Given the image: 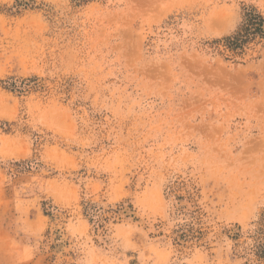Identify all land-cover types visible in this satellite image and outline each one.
I'll return each instance as SVG.
<instances>
[{
  "label": "rangeland",
  "instance_id": "rangeland-1",
  "mask_svg": "<svg viewBox=\"0 0 264 264\" xmlns=\"http://www.w3.org/2000/svg\"><path fill=\"white\" fill-rule=\"evenodd\" d=\"M251 9L0 0V264H264Z\"/></svg>",
  "mask_w": 264,
  "mask_h": 264
},
{
  "label": "trees",
  "instance_id": "trees-1",
  "mask_svg": "<svg viewBox=\"0 0 264 264\" xmlns=\"http://www.w3.org/2000/svg\"><path fill=\"white\" fill-rule=\"evenodd\" d=\"M264 18L256 10L246 13L245 20L240 28L231 36L219 41L224 49L239 54L244 48L258 37L264 38Z\"/></svg>",
  "mask_w": 264,
  "mask_h": 264
}]
</instances>
